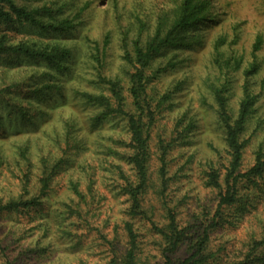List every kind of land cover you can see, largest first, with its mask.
Returning a JSON list of instances; mask_svg holds the SVG:
<instances>
[{
    "label": "trees",
    "instance_id": "trees-1",
    "mask_svg": "<svg viewBox=\"0 0 264 264\" xmlns=\"http://www.w3.org/2000/svg\"><path fill=\"white\" fill-rule=\"evenodd\" d=\"M27 2L0 0V55L41 64L46 69L33 81L34 93L54 88L63 100L55 115L50 94L27 99L40 109L38 127L26 117L28 105L16 102L14 116L30 127L2 132L13 142L0 147V264H264V143L254 149L253 163H245L258 101L250 79L260 67L262 37L248 66L239 49L226 55L228 36L215 41L210 97L202 94L199 104L213 109L223 145L209 142L205 151L195 144L192 109L172 115L184 80L163 85V78L199 46L197 30L212 20L210 0H180L145 38L143 27L132 41L124 35L127 81L107 74V34L85 59L95 64L94 75L72 70L73 50L64 39L74 19ZM21 27L38 36L26 30L13 41L11 30L23 33ZM64 71H71L70 98L84 103L93 138L82 141L84 124L56 84V72ZM24 82L2 80L0 97ZM111 119L119 130L108 134L103 127ZM239 228L245 234L238 244Z\"/></svg>",
    "mask_w": 264,
    "mask_h": 264
},
{
    "label": "rangeland",
    "instance_id": "rangeland-1",
    "mask_svg": "<svg viewBox=\"0 0 264 264\" xmlns=\"http://www.w3.org/2000/svg\"><path fill=\"white\" fill-rule=\"evenodd\" d=\"M27 2L32 6H46L51 9H58V17L61 19L68 16L74 19L75 28L64 39L66 44L72 48L73 54L68 64L72 70L78 69L81 75L90 77L94 75L95 70L91 66H95L93 62L86 65L85 59L87 54L91 52L95 46V41L102 42L106 34L109 36V44L107 46L108 58L106 69L111 78H116L115 73L119 74L121 79L127 81V72L125 71L126 63L122 60V38L128 35L129 40L135 39L139 34V29L143 27L141 35L145 38L153 29L159 16L165 12L174 10L180 0H30ZM210 11L208 13L212 20L208 21L206 26L197 30L200 37L199 46L189 52L186 57L189 59L182 67L176 68L175 71L169 72L163 78V85L176 82V80H184L181 91L177 92L174 99L173 116L178 115L183 108L190 107L192 112L198 118L197 129L194 133L196 147L202 150H209V142L217 147L223 145L222 135L215 123V115L213 109L201 106L199 100L202 94L210 97L207 90V82L212 76L211 71V53L213 45L217 38L221 35L228 36V42L223 46L226 55H230L235 49H239L244 53L246 65L252 61V46L256 38L260 35L263 39L262 46L257 52V62L260 63L259 70L251 77L250 82L252 89L257 96V103L254 111L251 113L247 128V144H246V164L253 163V151L259 143H264V0H210ZM57 17V19H59ZM59 19V20H60ZM23 33L11 30L12 40L21 39L26 30L33 37L38 36L39 32L31 33L28 27H21ZM236 35L238 41L233 44V36ZM232 41V45L231 44ZM89 62V61H88ZM45 67L37 64L27 58H10L7 55H0V83L1 81H25L19 85L17 92H12V88L5 92L4 97H0V147H9L13 142L10 136H4L3 130L8 129H25L29 128L30 123L27 119H19L14 116V104L23 103L28 105V114L38 122L40 120V112L38 107L27 103V99L43 100L45 97H52L56 101L53 106V113H59V105L62 102V96L58 92H54V88H41L42 94L34 93L33 81H40L44 77L42 74ZM59 84L66 92L67 106L75 109L76 113L84 124L83 131L79 135L84 141L85 136L93 138L94 133H89L87 127L88 113L84 112L82 107L84 103L81 100H75V105L70 98V90L74 86L71 71L57 73ZM33 75L31 78L27 77ZM107 75V76H108ZM125 75V77H124ZM110 77V76H109ZM34 79V80H32ZM244 77H240L238 83L242 82ZM49 83H45L47 85ZM43 85V84H42ZM1 87V84H0ZM46 89V90H45ZM44 91V92H43ZM54 92L51 94V92ZM234 91V88H233ZM233 91L231 94H233ZM235 92V91H234ZM39 102V101H38ZM13 108V109H11ZM55 111V112H54ZM53 117V119H55ZM47 119V118H46ZM45 119V120H46ZM49 121V120H48ZM52 121V120H51ZM47 123V121H45ZM42 124V123H41ZM40 125V121L36 124ZM119 130L116 119H111L103 127L105 133L111 134ZM26 135L24 132L21 138ZM15 138V137H14ZM16 140V139H15ZM245 234L244 228H239L235 235L237 243ZM239 244V243H238ZM237 244V245H238ZM102 258V255L96 256L95 259Z\"/></svg>",
    "mask_w": 264,
    "mask_h": 264
}]
</instances>
